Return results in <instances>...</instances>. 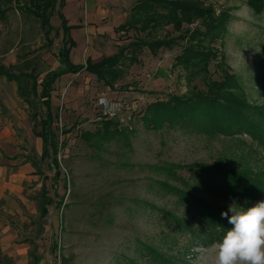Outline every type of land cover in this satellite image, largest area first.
Returning <instances> with one entry per match:
<instances>
[{"label":"rangeland","instance_id":"rangeland-1","mask_svg":"<svg viewBox=\"0 0 264 264\" xmlns=\"http://www.w3.org/2000/svg\"><path fill=\"white\" fill-rule=\"evenodd\" d=\"M135 1L103 0L102 13ZM198 1L225 22L215 36L200 39L202 42L190 39L196 29L207 33L209 28L200 20L184 25L185 40L181 32L168 27L159 35L165 37L170 31L177 41L175 48L163 49L157 56L145 49L141 62L128 67L125 78L114 88L87 73L65 76L56 83L53 110L64 142L58 158L68 186L66 191L63 181L59 183L62 206L50 207L45 220L38 214L28 235L34 239L33 255L42 264H196L200 254L220 239L203 241L193 236L194 228L204 231L208 225L191 213L192 198L221 208V213L233 203L239 210L264 201L263 140L247 131L225 134L181 120L152 123L145 118L148 106L158 101L221 93L245 103L254 112L252 118L264 124V0ZM17 4H12L6 19L0 18V62L16 73L36 67L43 74L56 68L60 18L53 16L57 30L47 37L41 22L23 13ZM79 10L85 12V7ZM107 19L103 21L107 23ZM85 21L89 22L86 15L80 19ZM128 36L135 34L106 36L104 41L97 38L77 62L89 55L96 60L116 52L129 43ZM193 45L208 53L209 59L191 68L176 66V57ZM78 55L77 51L73 57ZM22 81L30 90L31 81L25 77ZM103 94L122 99L128 106L123 124L116 120L118 123L109 126L111 132L121 134L104 132L97 107ZM0 100L15 131L7 151L27 150L40 161L28 108L14 82L0 79ZM61 127L70 132L60 134ZM43 165L46 174L53 176L47 161ZM217 168L243 182L229 184L217 174ZM51 183L47 181L49 187Z\"/></svg>","mask_w":264,"mask_h":264},{"label":"trees","instance_id":"trees-1","mask_svg":"<svg viewBox=\"0 0 264 264\" xmlns=\"http://www.w3.org/2000/svg\"><path fill=\"white\" fill-rule=\"evenodd\" d=\"M14 2L19 3L17 6L23 10V13L33 16L41 22L47 37L50 36L52 31L57 30L52 25L53 16L57 15L61 20L62 33L59 30L56 31L57 37H61V46L57 52L60 66L56 70L49 71L44 76L41 83L42 91L38 94L40 99H44L43 104L46 107V111L45 116L37 123V126L41 127V130H38L37 133L43 137L45 143L43 160L47 161L48 168L54 171V175L51 178V187L43 186L39 198L40 219L45 220L49 215L50 207L53 205L62 206L63 197L60 198L57 191L59 183L63 181V187L66 191L68 186L67 178L62 173L58 158L64 142H61L60 135L54 129L55 117L51 112L49 102L50 93L56 80L64 74L79 73L86 70L94 74L97 80L105 86L114 88L125 78L128 67L130 68L141 62V55L144 54L145 49L149 50L153 56H157L163 49L173 50L175 48L177 41L169 35L171 32L169 31L165 37H161L159 35L160 31L172 27L173 31L181 32L185 28V24L200 20L209 28L207 33H201V30L196 29L191 33L190 39L202 42L200 39L213 36L218 28H224L225 22L214 17L212 15L214 10L206 8L198 0H138L131 7L127 22L116 29L117 33L135 34L134 37H127L129 43L119 46L118 52L114 55L105 56L97 62L89 59L86 64H74L71 61L70 54L71 50L76 46V42L70 35L72 26L68 25V21L62 12L66 1L28 0L23 3L20 0H0V18L6 19L8 10L14 8L12 5ZM199 34L205 36L202 37ZM180 36L182 40H185L188 38V33H182ZM50 44H53L52 40H50ZM179 45L182 48L184 47V44ZM196 48L193 45L190 48L186 47L183 49L182 53L176 57L175 65L184 64L186 68L195 67L198 63L203 65L210 55ZM0 77L6 78L8 81L17 82L22 96L28 94L24 90L22 77L29 78L33 80L32 93L36 94L37 92L39 83L37 81L38 75L35 73L22 76L16 75L0 62ZM146 111L145 118L152 123L163 121V119L164 121L181 120V122H190L198 125L205 131L225 134L247 131L255 138L264 141V124L258 123L255 118H252L251 114H254V112L251 111L250 107L233 97L224 96L221 93H198L190 95V97L175 96L168 102L158 101L149 105ZM102 120L106 128L105 133L121 134V131L114 129L115 132H111L110 130L109 126L118 123L116 120ZM69 132V130H62L64 135ZM97 133L99 135L102 134L100 131ZM208 171L212 172V169ZM216 172L219 176L229 180L228 183L234 181V185H238L243 182L239 179L234 180L225 170L217 168ZM51 189L54 190L53 195L51 194ZM189 207L192 214L199 215V218L208 225V229L204 231H197V228L192 230L193 236L197 239L203 241L219 240L227 230L233 227L226 218L222 217L221 208L219 209V207L206 204L205 201L194 198L189 201ZM2 263L0 258V264Z\"/></svg>","mask_w":264,"mask_h":264},{"label":"crops","instance_id":"crops-1","mask_svg":"<svg viewBox=\"0 0 264 264\" xmlns=\"http://www.w3.org/2000/svg\"><path fill=\"white\" fill-rule=\"evenodd\" d=\"M65 1L66 4L62 12L68 21V25L72 26L70 35L76 42V46L71 50L70 54L71 61L74 64H86L89 59L97 62L105 56H112L118 52L117 50L112 54H103L101 58L96 60L89 55L84 62H77V59L81 57L83 51L89 49L97 38L104 41V39L106 40V36L115 38V36L120 34L117 33L116 29L127 22L131 7L134 4L132 5V3H128V5H123V7L117 10L110 8L107 10L108 13L103 15L102 8L105 5L102 2L103 0ZM137 1L138 0H136L135 3ZM87 5L88 10L86 9ZM81 7H85V12L79 10ZM85 15L88 17L89 22H80V19ZM106 18H108L107 23L103 21ZM75 31L77 32V36H75ZM97 48L104 49V47L102 48L101 46H97ZM77 51L79 54L78 58H74L73 54ZM59 66L60 62L58 59V66L49 69L43 74L39 73L36 67L23 73H16L11 70L16 75L20 76L31 73L38 75L37 81L39 85L36 94L32 93L33 80L29 78L27 79L31 81L30 90H26L23 86L24 90L28 92L26 96L20 94L17 82H9H14L16 84L18 95L23 98V101L26 104L25 108H28V114L32 121L31 137L36 141V155L40 161L30 157L27 150H19L15 154H11L7 151L6 147L14 139L15 131L12 127V119L5 116L4 110H6V106L0 100V258L2 259V264H42V260L33 255L32 246H34V239L28 237L30 231L34 230L35 220L38 217V214L40 218L39 198L42 188L45 185L49 187L47 181L51 180L53 177H49L44 170L43 163L45 161L43 160V154L45 143L43 137L37 133L38 130H41V127L37 126V123L45 116L46 111V107L43 104L44 99H40L38 94L42 91L41 83L44 76L49 71L58 69ZM82 73L95 76L86 70L79 73H67L59 77L53 85L49 102L51 112L55 117L54 129L57 133L58 115L55 114L53 110V93L55 85L65 76H75ZM0 79L6 78L0 77ZM31 96L34 97L31 99ZM8 108L10 109V107ZM60 108L65 112L63 104H61ZM61 130H64L63 127H61Z\"/></svg>","mask_w":264,"mask_h":264},{"label":"clouds","instance_id":"clouds-1","mask_svg":"<svg viewBox=\"0 0 264 264\" xmlns=\"http://www.w3.org/2000/svg\"><path fill=\"white\" fill-rule=\"evenodd\" d=\"M237 209L233 203L221 213L233 227L204 250L196 264H264V201Z\"/></svg>","mask_w":264,"mask_h":264},{"label":"built area","instance_id":"built-area-1","mask_svg":"<svg viewBox=\"0 0 264 264\" xmlns=\"http://www.w3.org/2000/svg\"><path fill=\"white\" fill-rule=\"evenodd\" d=\"M97 107L101 119L119 120L122 124L125 121L122 118H125V111L128 106L122 99L111 98L103 94L98 97ZM60 134H63L62 130Z\"/></svg>","mask_w":264,"mask_h":264}]
</instances>
